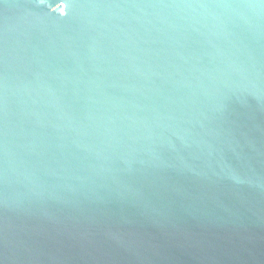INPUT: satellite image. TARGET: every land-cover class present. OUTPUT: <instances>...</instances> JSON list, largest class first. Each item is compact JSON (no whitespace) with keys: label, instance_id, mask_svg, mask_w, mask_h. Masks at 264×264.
Masks as SVG:
<instances>
[{"label":"water","instance_id":"1","mask_svg":"<svg viewBox=\"0 0 264 264\" xmlns=\"http://www.w3.org/2000/svg\"><path fill=\"white\" fill-rule=\"evenodd\" d=\"M0 264H264V0H0Z\"/></svg>","mask_w":264,"mask_h":264}]
</instances>
